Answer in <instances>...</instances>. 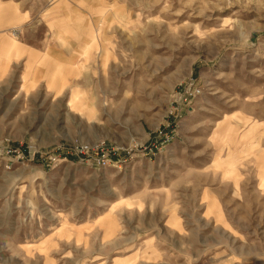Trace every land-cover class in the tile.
<instances>
[{
  "label": "rangeland",
  "instance_id": "374dc122",
  "mask_svg": "<svg viewBox=\"0 0 264 264\" xmlns=\"http://www.w3.org/2000/svg\"><path fill=\"white\" fill-rule=\"evenodd\" d=\"M0 138V264H264V0H0Z\"/></svg>",
  "mask_w": 264,
  "mask_h": 264
},
{
  "label": "built area",
  "instance_id": "2783aa9c",
  "mask_svg": "<svg viewBox=\"0 0 264 264\" xmlns=\"http://www.w3.org/2000/svg\"><path fill=\"white\" fill-rule=\"evenodd\" d=\"M201 93L200 88H193L190 92H186V95L183 99L184 104L189 105L191 101ZM173 140L172 133L169 131H160L159 133V144L164 147L165 145L169 144ZM72 150L79 154V153H87L92 149L93 151H100L101 155L98 157H92L93 162L100 166H108L112 164L118 163L120 160H117L113 157V154H115L117 149H114V152L109 151L106 149L105 141H99L96 144H93L92 146L85 145L82 143H75L72 146ZM25 158L24 152L15 147L11 144L9 139L6 138H0V163H3L6 168H11L15 163L19 162L21 159ZM83 159V158H81Z\"/></svg>",
  "mask_w": 264,
  "mask_h": 264
},
{
  "label": "crops",
  "instance_id": "0c3cea01",
  "mask_svg": "<svg viewBox=\"0 0 264 264\" xmlns=\"http://www.w3.org/2000/svg\"><path fill=\"white\" fill-rule=\"evenodd\" d=\"M3 46L9 48L10 51L15 52H26L27 50L19 43L17 40L10 41L9 43L7 41L3 42ZM62 70V68H61Z\"/></svg>",
  "mask_w": 264,
  "mask_h": 264
},
{
  "label": "bare ground",
  "instance_id": "6f19581e",
  "mask_svg": "<svg viewBox=\"0 0 264 264\" xmlns=\"http://www.w3.org/2000/svg\"><path fill=\"white\" fill-rule=\"evenodd\" d=\"M14 34H16V29L13 31ZM16 36V35H15Z\"/></svg>",
  "mask_w": 264,
  "mask_h": 264
}]
</instances>
